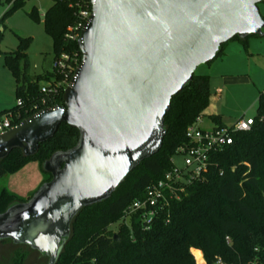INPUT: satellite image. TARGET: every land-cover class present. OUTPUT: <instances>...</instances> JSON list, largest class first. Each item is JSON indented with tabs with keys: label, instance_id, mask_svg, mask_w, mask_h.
Listing matches in <instances>:
<instances>
[{
	"label": "water",
	"instance_id": "obj_1",
	"mask_svg": "<svg viewBox=\"0 0 264 264\" xmlns=\"http://www.w3.org/2000/svg\"><path fill=\"white\" fill-rule=\"evenodd\" d=\"M264 0H93L77 45L83 61L63 104L45 108L0 135V159L25 154L62 123L77 143L45 162L51 179L0 213V240L48 255L56 264L79 211L107 199L161 147L171 98L196 67L234 36L263 35Z\"/></svg>",
	"mask_w": 264,
	"mask_h": 264
},
{
	"label": "trees",
	"instance_id": "obj_2",
	"mask_svg": "<svg viewBox=\"0 0 264 264\" xmlns=\"http://www.w3.org/2000/svg\"><path fill=\"white\" fill-rule=\"evenodd\" d=\"M24 2L0 0V4L7 6L0 20L3 21ZM29 14L38 18L35 8ZM42 23L52 39L55 58L62 53L81 55L77 41L66 35L70 28L79 24L69 1L52 0L43 14ZM249 36L241 38L236 35L229 41L245 43ZM29 41V38H20L17 48L4 55V65L15 78V93L21 104L0 111V116L12 112L18 115L14 123L42 109L63 104V87L57 92L43 91L46 85L38 83L40 79L46 82L61 80L62 76L55 68L44 76L31 78L27 74L28 60L24 50ZM227 42L220 46L215 57L223 53ZM208 104L209 78L194 72L183 90L171 98L159 150L128 173L107 199L79 211L71 221L70 234L56 264H195L194 256L197 258L200 252L193 249L201 250L209 264L215 256L232 262L255 257L264 261L263 94L259 97L250 130L234 132L230 145L212 153L204 178L189 185L186 195L173 200L167 212H160L149 230L142 229L136 221V214L128 217L127 222L121 220L123 211L132 201L142 197L147 186L160 179L171 167L170 159L176 148L187 141L186 128L197 117L205 115ZM208 116L214 127L225 126L220 115ZM78 138V129L62 123L51 138L38 144L34 153L28 155L22 149L14 148L0 159V178L7 177L30 161H36L40 171L47 172L44 164L51 155L73 147ZM50 179L48 172L42 183ZM32 195L20 198L6 187H0V213L13 204L27 201ZM115 223H118V229L113 231L110 226ZM226 237H229L230 244ZM5 240L10 239L0 241ZM25 256L24 252L16 251L11 264H23Z\"/></svg>",
	"mask_w": 264,
	"mask_h": 264
},
{
	"label": "rangeland",
	"instance_id": "obj_3",
	"mask_svg": "<svg viewBox=\"0 0 264 264\" xmlns=\"http://www.w3.org/2000/svg\"><path fill=\"white\" fill-rule=\"evenodd\" d=\"M52 0H25L24 4L14 10L6 18L0 20V111L11 109L17 101L16 82L10 69L4 65V55L14 51L20 43V38H29L25 53L28 60L27 74L33 78L44 76L54 70V57L51 37L45 32L42 19ZM259 13L264 17V1L257 5ZM7 6L0 4V17ZM35 8L38 18L29 12ZM196 74H205L209 78V104L200 126L205 129L213 127L208 112L221 114L224 121L240 117H254L261 94L264 95V35L249 36L245 43L239 40L228 41L223 47V53L212 60L198 65ZM225 80L232 81L227 87ZM39 85L45 84L44 79ZM174 163L183 167L181 155L173 156ZM30 161L7 177L0 178V187H6L17 197L26 198L33 194L42 184L48 172H41L42 180L36 182L37 174L34 163ZM36 185L34 190L29 186ZM14 189H21L24 194ZM29 190V191H28ZM120 222V221H119ZM113 231L118 229V223L112 224ZM196 258L200 261L203 254ZM26 254L23 264H46L48 255L25 244H17L11 240L0 241V263L11 264L15 252Z\"/></svg>",
	"mask_w": 264,
	"mask_h": 264
},
{
	"label": "built area",
	"instance_id": "obj_4",
	"mask_svg": "<svg viewBox=\"0 0 264 264\" xmlns=\"http://www.w3.org/2000/svg\"><path fill=\"white\" fill-rule=\"evenodd\" d=\"M67 1L73 7L74 13L79 19V24L76 27L70 28L69 33L66 35L68 38L77 41L81 30L93 13V0ZM82 61V53L81 55L77 53H62L58 56L54 68L62 78L61 80L56 81L52 79L46 82L43 91L57 92L60 87L65 89L71 79L76 77L77 69ZM16 104H21L20 99L16 101ZM17 116L12 112H7L0 116V135L21 123V121L18 123L13 122ZM201 118L197 117L194 123L186 128L185 138L187 141L175 150L174 155L182 156L184 166L181 168L176 166L173 155L170 159L171 167L160 179L147 186L142 197L132 201L123 211L122 221L127 222L128 217L136 214V221L142 229L149 230L160 212H167L173 200H180L182 196L186 195L189 185L204 178V173L211 164V154L230 145L233 141L232 134L234 132L248 131L254 122L253 117L242 116L230 125L222 127L213 126L205 129L200 126ZM225 240L230 244L229 237H226ZM194 259L195 264H209L204 257H201L200 261H197L195 256ZM210 264H264V261L255 257L246 261L232 262L223 259L221 256H215Z\"/></svg>",
	"mask_w": 264,
	"mask_h": 264
},
{
	"label": "crops",
	"instance_id": "obj_5",
	"mask_svg": "<svg viewBox=\"0 0 264 264\" xmlns=\"http://www.w3.org/2000/svg\"><path fill=\"white\" fill-rule=\"evenodd\" d=\"M230 82H232V81H227V80H225V84H224V86L225 87H227V85H230ZM205 111H206V109H205ZM205 111H204V114H205ZM209 114H217V115H220V117H221V114H219V113H216V112H213V111H211V112H208ZM236 120V118H234L233 120H230V121H224L223 119H222V117H221V121L223 122V124H225V125H230V124H232L234 121ZM34 164V170H35V173L37 174V178L35 179V180H37L36 182H40L41 180H42V175H41V172H40V169H39V166H38V163L37 162H33ZM30 188H29V190H34V188L36 187V185H32V183H31V185L29 186ZM17 193H19V194H24L23 193V191L21 190V189H14ZM28 190V191H29ZM194 250V249H193Z\"/></svg>",
	"mask_w": 264,
	"mask_h": 264
}]
</instances>
